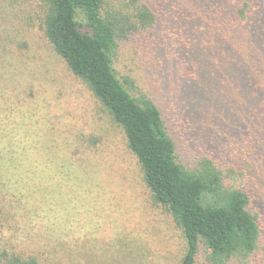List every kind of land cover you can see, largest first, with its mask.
I'll list each match as a JSON object with an SVG mask.
<instances>
[{"label": "rangeland", "instance_id": "rangeland-1", "mask_svg": "<svg viewBox=\"0 0 264 264\" xmlns=\"http://www.w3.org/2000/svg\"><path fill=\"white\" fill-rule=\"evenodd\" d=\"M105 1L108 9L130 3ZM157 6L162 20L155 28L119 43L116 77L130 79L155 102L181 165L192 169L211 158L227 173L233 165L219 164L220 155L232 150L229 138L242 128L229 119L220 97L206 91L201 56L183 49L171 31L174 25L164 24L167 8ZM42 16L40 0H0V256L21 253L49 263L64 254L72 264H179L180 231L152 202L119 129L44 38ZM160 44L166 46L149 53ZM174 44L184 57L194 55L201 66L197 76L165 72ZM232 178L230 185L256 192L254 205L264 218V180L254 185L240 184L245 177ZM195 264H208L202 248Z\"/></svg>", "mask_w": 264, "mask_h": 264}, {"label": "trees", "instance_id": "trees-1", "mask_svg": "<svg viewBox=\"0 0 264 264\" xmlns=\"http://www.w3.org/2000/svg\"><path fill=\"white\" fill-rule=\"evenodd\" d=\"M40 1L44 38L119 129L152 202L180 231L184 253L179 264H195L201 248L208 264H260L264 218L254 205L257 194L228 181L233 176L245 177L240 184L264 180V0H251L255 7L250 0H130L123 9H108L105 0ZM155 1L167 8L164 24L174 25L171 31L183 49L202 57L206 91L220 97L230 109L229 119L242 128L229 138L234 153L230 146L227 155H220L228 163L219 159V164L233 165L227 173L211 158L192 169L181 165L155 102L130 79L116 77L119 43L161 22ZM163 46L152 45L149 53ZM172 46H177L173 52ZM172 46V65L164 70L168 76L175 70L178 78L197 76L201 66L194 55L184 57L183 49ZM243 166L252 174L240 171ZM1 254L0 264H72L64 254L49 263L44 257Z\"/></svg>", "mask_w": 264, "mask_h": 264}]
</instances>
